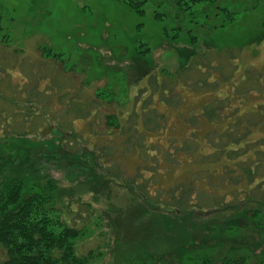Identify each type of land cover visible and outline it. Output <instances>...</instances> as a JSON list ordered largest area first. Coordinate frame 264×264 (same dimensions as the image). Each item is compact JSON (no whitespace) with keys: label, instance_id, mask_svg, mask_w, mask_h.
Instances as JSON below:
<instances>
[{"label":"rangeland","instance_id":"obj_1","mask_svg":"<svg viewBox=\"0 0 264 264\" xmlns=\"http://www.w3.org/2000/svg\"><path fill=\"white\" fill-rule=\"evenodd\" d=\"M1 40L85 104L49 113L23 67L0 83L3 117L47 122L0 141L81 200L85 264L264 262V0H0Z\"/></svg>","mask_w":264,"mask_h":264},{"label":"trees","instance_id":"obj_2","mask_svg":"<svg viewBox=\"0 0 264 264\" xmlns=\"http://www.w3.org/2000/svg\"><path fill=\"white\" fill-rule=\"evenodd\" d=\"M28 52H18L15 48L10 47L8 43H4L3 40L0 41V83H6L4 81L1 82V80L8 79L4 76L7 68L23 67V69L29 70L30 77L28 79L26 76H22L26 80V84H29L30 88L28 90L31 89L38 95L40 98L38 102L46 111L48 110L46 107L52 105L53 100L63 104L62 111L70 105L77 106L78 104L79 110L84 107V103L76 100L73 101L70 98L73 93L71 92V84L54 86V83H59L61 80L49 73V71H41L43 62L40 61L39 56L42 54L39 53L35 55V58L33 56L34 59L29 58L26 60V58L31 57ZM42 53L43 57H46L44 51ZM52 57L56 58L55 56ZM22 62H25L26 65H23ZM3 66H5L4 70ZM43 82L45 85L42 88L40 87V89H45V91H39L35 86ZM57 87L61 88V91L56 94L57 96L51 97L50 100L46 99L55 90L58 91ZM70 99L72 101L69 102ZM25 100L26 102L34 101L32 99ZM10 102L12 101L6 103L13 110L7 111L8 116L5 115L3 117L0 114V130H3L0 132V137H4V140H6L5 138H9V142L13 141L12 146L16 143L17 137L22 138L32 131L29 128L30 125H33V130L36 133H42L44 136L47 134L44 131V128L47 126L46 121L43 120L41 123L36 124L34 114H29L28 116L17 115L18 106H14ZM48 111L52 113V107ZM93 115V111L89 112L86 121H92ZM13 126L23 127L17 130L18 133L16 134ZM254 126L256 125H252L251 127ZM239 131L242 132L241 129ZM9 142L0 141V264H85L83 259L90 257L93 252L90 251L87 254H83L80 252L77 242V245L68 243L71 238L76 239L84 230L77 227L82 214L80 215L79 210L73 206V204H80L81 200L75 198V201L72 200L73 204H71V202L65 200V196L67 195L65 193L66 190L64 191L52 179L49 178L46 180V183H43L42 180L33 177L30 171L34 165V161L30 160V157H32L29 155L30 152H27L28 156H25L18 152L7 151ZM55 143L59 147L64 146L63 144L59 145L57 140ZM246 144H252L249 151L251 155L253 154L254 145H257L258 149L261 147L254 141H248ZM262 145H264V142ZM224 147L225 151L240 149L234 147L228 149L226 146ZM239 147L241 146L239 145ZM245 162L242 161V163ZM91 189V193L95 194L97 192V190ZM67 196L72 197L69 193ZM172 199L177 201L181 198ZM85 203L88 205L92 204L91 201ZM58 204L66 210L65 213L64 210L57 207ZM41 208L46 212L55 211L61 213V215L63 213L62 222L60 223L62 230L58 234L49 227L45 217L39 216L41 215ZM228 264L246 263L242 259L231 260Z\"/></svg>","mask_w":264,"mask_h":264}]
</instances>
